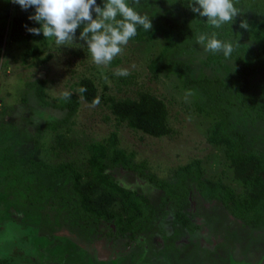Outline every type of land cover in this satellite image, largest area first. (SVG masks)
Here are the masks:
<instances>
[{
	"label": "trees",
	"instance_id": "1",
	"mask_svg": "<svg viewBox=\"0 0 264 264\" xmlns=\"http://www.w3.org/2000/svg\"><path fill=\"white\" fill-rule=\"evenodd\" d=\"M97 3L102 4V0ZM188 3L189 0H140L139 5L133 6L151 19L152 29L145 31L138 27L137 36L152 37L158 32L163 35L164 43L150 62V69L155 73L170 68L183 76L186 86L197 88L200 92L197 108L212 119L206 140L224 149L239 180L250 189V195L234 201L222 184L201 180L198 160L176 168L173 176L179 186L194 182L202 196L221 201L229 212L254 225L264 221V0H236L240 14L233 23L218 29L209 26L205 17L193 13ZM34 11V8L23 10L11 0H0V64L5 50L14 44L29 43L22 54L24 59L37 55L40 50L37 43H43L45 37L27 30L41 27L38 22L28 19ZM251 12L252 19L249 18ZM241 21L247 24V29L240 27ZM80 31L82 26L76 36ZM200 33H215L218 39L231 42L234 47L231 56L226 58L222 53L205 52L203 58H197L200 45L196 37ZM227 63L232 64V76L224 79L217 74H206L205 69L225 67ZM124 79V76L120 77L121 81ZM30 88L39 105H49L59 113L55 115L52 111L54 119L38 125L32 136L19 132L16 136L13 126L0 122V176L9 179L8 193L20 206H35L43 211L39 220L47 232L30 236L34 258L45 264L53 259L64 262L62 249L52 244L55 239L64 242L65 237L58 234L59 230L65 227L70 231L90 232L100 223L117 226L121 211L129 218L122 229L136 232L138 221L148 213L146 199L141 197L139 200L132 191L121 187L107 170L118 167L133 170L140 164L130 160L132 152L118 146L116 132H111L104 142H83L71 135V126L67 123L78 112L80 97L90 104L99 98V104H104L120 123L160 137L171 132L164 100L149 91H139L135 98L106 95L100 93L95 81L85 75L77 82L78 94L69 92L70 98L59 104L46 100L41 80L33 81ZM81 88L87 91L81 92ZM21 100H28V97H21ZM43 129L52 132L49 141L40 142ZM79 146L85 154L88 152L80 163L61 161L54 164L38 153L48 148V152L59 156ZM144 176L168 197L179 196V193L172 195L173 189L167 181L152 174ZM54 180L60 184L54 185ZM177 217L183 216L179 213ZM36 220L29 218L28 221L35 224ZM183 220L185 224L188 222ZM78 264H116V261H93L85 256Z\"/></svg>",
	"mask_w": 264,
	"mask_h": 264
},
{
	"label": "rangeland",
	"instance_id": "2",
	"mask_svg": "<svg viewBox=\"0 0 264 264\" xmlns=\"http://www.w3.org/2000/svg\"><path fill=\"white\" fill-rule=\"evenodd\" d=\"M252 16L253 12L249 14V18L252 19ZM163 40L164 37L159 32L152 37L136 35L110 65L99 67L91 61L86 44L79 40V35L70 46L63 47L45 39L43 43H37L40 49L36 52L37 55L28 56L27 59L22 58V54L29 43L8 47L0 64V122L13 126L15 135L19 132L32 136L36 134L38 125L46 120H53L59 113L49 105L41 106L36 102L30 88L33 81L41 80L46 100L55 104L65 100L64 92L74 91L78 94L77 82L84 75L95 81L100 93L112 94L117 98H135L139 91L155 94L168 107L171 132L167 135L155 137L132 129L124 122L117 121L104 104L92 107L81 97L78 112L67 123L71 126V135L83 142H104L111 132H116L118 146L128 153L132 152L130 160L140 164L138 169L133 170L122 167L107 170L121 187L132 191L139 200L144 197L147 208L155 213L154 220L143 225L139 235L145 238L139 242V246L134 244L133 251L144 246L145 254L152 257L154 264H172L174 258L181 254L184 256L183 260L187 259L190 264H215V259L210 255L211 250L215 248L219 237L225 236L232 244L229 253L237 259L244 257L253 262L260 250L264 252V221L256 226L245 225L244 218L237 219L231 211L222 208L219 201L202 196L194 182L179 186L177 178L173 176L176 168L198 160L201 180L222 184L234 201L250 195V189L239 180L224 149L206 140L212 119L205 111L197 108L196 102L200 94L197 88L186 86L183 76L170 68L155 73L150 69L149 64L161 50ZM197 51V58H203V48L200 46ZM231 67L232 64L227 63L225 67L205 71L208 76L217 74L225 79L233 75ZM118 68L128 69L130 75L121 81L120 77L114 75ZM25 96L28 100L22 101L21 97ZM52 111L55 112L54 116ZM41 134L40 142L51 139L52 132L49 130L43 129ZM79 147L59 156L48 152V148L38 153L45 161L54 164L61 161L80 163L88 152L86 151V155L82 147ZM145 174L167 181L173 189L172 195L179 193V196L168 197L164 190L159 191L153 186L154 183ZM9 182V179L5 180L0 176V263L34 264L31 259L34 256L30 236L36 232H47L43 230L39 220L40 212L43 211L35 206H20L14 196L8 193V186L11 187ZM59 184L60 181L54 180V185ZM202 206L204 209H200ZM179 213L182 218L187 219V226L184 227L182 218L177 217ZM49 215L52 216V212ZM120 215L117 226L113 223L95 226L94 231L103 237L88 236L86 239L81 230L72 232L65 227L61 229L58 234L65 237L64 242L55 239L52 244L63 247L62 257L66 263L53 259L50 264H78L79 257L70 252L71 245L78 244L83 249L84 257L87 256L90 260H109L115 250L114 258L116 252L125 248V241L131 234L128 229H122L128 222L127 214L121 211ZM29 218L37 219V223L31 224ZM141 221L142 219L138 223ZM111 232H115V240H111ZM104 252L105 258L100 257Z\"/></svg>",
	"mask_w": 264,
	"mask_h": 264
},
{
	"label": "clouds",
	"instance_id": "3",
	"mask_svg": "<svg viewBox=\"0 0 264 264\" xmlns=\"http://www.w3.org/2000/svg\"><path fill=\"white\" fill-rule=\"evenodd\" d=\"M23 10L34 8L28 19L38 22L41 27L27 28L33 35L41 33L45 39L54 42L58 47L70 46L77 39V30L81 28L79 40L84 41L91 61L96 66H108L115 57L123 52L129 41L138 34V27L145 31L152 29V21L146 14H141L133 5H139L140 0H102L103 6L97 0H11ZM236 0H189L188 6L199 17H205L209 26L221 28L233 23L240 10L235 6ZM95 14V15H94ZM241 28L247 29L244 21ZM196 42L206 53H222L230 57L234 51L231 42L217 38L215 33L208 35L200 33ZM114 75L126 77L130 72L126 68H118ZM107 80V77H105ZM81 92L87 91L81 88ZM71 93L64 92L65 99ZM100 103L95 98L91 106Z\"/></svg>",
	"mask_w": 264,
	"mask_h": 264
},
{
	"label": "flooded vegetation",
	"instance_id": "4",
	"mask_svg": "<svg viewBox=\"0 0 264 264\" xmlns=\"http://www.w3.org/2000/svg\"><path fill=\"white\" fill-rule=\"evenodd\" d=\"M153 186H155V185H153ZM155 187L157 189H159V191H162L161 188H159L157 186H155ZM207 199L212 200V201H218L215 199H209V198H207ZM219 202L222 204V208L225 207V210H228L226 208V206H224L221 201H219ZM200 209H204V206H202V208L200 207ZM154 216H155V213L152 211V209L148 208V213L146 214V216L142 217L141 218L142 221L137 224V231L134 233L132 232L133 230L130 231L131 232L130 237L128 240L125 241V248H121L119 250V252H116V254L113 258V255L115 253V250H114L112 252L111 257L109 258V261L114 260V261H116V264H154L152 262L153 261L152 257L149 254H147V255L145 254L146 249L144 248V246L133 251L134 250V248H133L134 244L137 243L139 246L140 245L139 242L141 240H144V238H145V236H144V238H142L141 235H139L141 230H142L143 225L146 222H151L152 220H154ZM235 217L237 219L239 218L238 216H235ZM179 218H181V217H179ZM181 221H183L182 224H184V227L187 226V222L185 224L183 218L181 219ZM259 222H256V224L253 225L251 223H247L244 221L243 224H245V225L249 224L250 226H256ZM59 231H61V230H59ZM59 233H61V232H59ZM81 233L83 234L84 238H86V239L88 238V236H97L98 235L97 231H93V230L90 232H85V231L81 230ZM111 235H112L111 240H115V237H116L115 232H111ZM219 235H221V234H219ZM97 237H103V235H98ZM229 240L230 239H227L225 236L219 237L218 242H216L215 248L213 250H211L210 255H211V258L215 259V261H216L215 264H232L231 262L238 263V264H241L242 262L243 263L248 262L249 264H264V252H262L261 250L259 252V255L255 258V260H253V262L251 260H248L247 258L242 257V256H240L242 258H238V259L235 258V256L233 254L229 253V249L232 246L231 242H228ZM95 241H97V240H95ZM224 248L226 251H224ZM98 249L100 250L99 246H98ZM76 250L79 251V252H77L79 255L76 253ZM221 250L225 253V255L222 254ZM70 252L74 256L79 257V261L82 259V257H84L83 249H82L81 245H79V244L75 245V246L71 245ZM98 252H100V251H98ZM105 253L106 252H104L103 254H100V257L105 258V256H104ZM81 254H83L82 257H81ZM183 257L184 256L182 254L178 255V258H174L172 264H190L187 259L183 260ZM33 258H31V259L33 260L34 264H45L44 262H40L36 258H34L35 259L34 260ZM101 261H108V260H101ZM61 263H66V262H61ZM47 264H50V263H47ZM165 264H168V263H165Z\"/></svg>",
	"mask_w": 264,
	"mask_h": 264
}]
</instances>
